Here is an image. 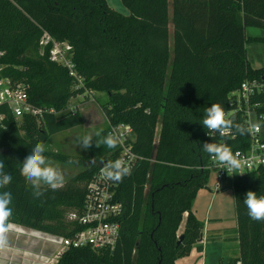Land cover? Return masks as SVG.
<instances>
[{
	"label": "trees",
	"instance_id": "obj_1",
	"mask_svg": "<svg viewBox=\"0 0 264 264\" xmlns=\"http://www.w3.org/2000/svg\"><path fill=\"white\" fill-rule=\"evenodd\" d=\"M121 2L129 16L106 0H0V75L27 85L29 105L43 112L16 120L0 107V159L13 177L0 188L13 197L9 225L70 240L83 229L69 216L83 213L87 184L100 161L118 157V147H96L94 140L85 168L58 189L44 185L40 197L20 173L38 140L46 145L53 135L82 125L70 100L87 91L105 94L108 100L99 105L109 124H129L136 135L140 160L117 189L125 207L115 249L70 246L56 264H176L189 256L203 236L193 204L211 172L202 143L225 142L234 152L251 143V135L211 136L202 120L205 109L219 103L228 118L248 123L236 96L243 82L264 81V66L253 68L246 48L264 41L246 35L249 27L264 31V0ZM45 33L72 47L81 82L51 61L52 45L40 46ZM249 109L264 127V91L251 95ZM92 158L95 166L88 163ZM231 189L239 246L233 262L264 264V222L250 219L243 202L249 190L264 195V168L237 177Z\"/></svg>",
	"mask_w": 264,
	"mask_h": 264
},
{
	"label": "built area",
	"instance_id": "obj_2",
	"mask_svg": "<svg viewBox=\"0 0 264 264\" xmlns=\"http://www.w3.org/2000/svg\"><path fill=\"white\" fill-rule=\"evenodd\" d=\"M52 45L50 50L51 61L66 67L70 76L76 78L79 82L82 81L81 76L77 73L72 59L67 56L68 52H72V47L67 44L57 43L48 34L45 33L41 39L40 46L46 47ZM4 55L0 52V58ZM0 64V71L2 70ZM264 91V81L259 82L245 81L241 85L240 91L237 93V104L246 107L247 121L251 114L255 111L249 109L250 97L255 92ZM7 106L16 120L23 118L27 114L42 115L41 110L34 109L28 103L27 85L22 83H15L11 78L0 75V107ZM47 112L53 113V110ZM76 112V111H72ZM227 116V115H226ZM256 122L258 117L255 114ZM3 119L0 115V120ZM263 127V126H262ZM262 127L258 134L251 135V143L246 151L238 150L244 156L252 155L253 153L264 158V136H262ZM115 130L121 136L123 143L118 147L119 154L117 158H123L131 163L132 171L136 163L140 160L134 152V143L136 135L133 129L125 124L112 125L108 124V132ZM209 135L214 136L216 132H211ZM116 158V159H117ZM102 165H100L101 167ZM100 167L94 178L87 184L86 199L84 211L80 215L71 214L70 220L78 221L83 229L76 234L74 239H66L57 236L48 235L34 229H25L16 225H9V228L17 229L21 234H25L27 230V241L31 245L38 243H50L57 247L56 256L50 262L46 261L44 264H56L60 256L70 247L88 246L94 250H114L120 237V230L122 226L121 219L124 215V205L117 199V189L119 183H114L105 180L100 174ZM264 168V164H253L251 167L245 169L247 172L256 171ZM210 171H214L217 177V184L214 190L222 188L221 182L226 180L230 175L232 177H240L239 174H228L225 169H221L210 159ZM132 173V172H131ZM243 175V174H242ZM30 252V251H29ZM236 264H241L237 262Z\"/></svg>",
	"mask_w": 264,
	"mask_h": 264
},
{
	"label": "clouds",
	"instance_id": "obj_3",
	"mask_svg": "<svg viewBox=\"0 0 264 264\" xmlns=\"http://www.w3.org/2000/svg\"><path fill=\"white\" fill-rule=\"evenodd\" d=\"M202 125L208 131L219 133L221 138L230 134L254 136L260 132L262 127L260 122L249 121L245 125L236 122L234 118H228L224 108L219 103H213L205 109ZM94 140L96 147L104 146L108 149H115L123 143L121 136L115 130L105 134L104 130L100 129L94 135L86 134L79 138L78 146L83 150H88L93 146ZM202 150L213 159V162L218 167L225 169L228 174L231 173L232 175L244 174L245 169L251 167L254 163L257 165L264 164V158L259 155L253 153L252 155L244 156L239 151L234 152L225 142H203ZM45 153V143L38 140L31 148L30 154L21 163L20 173L30 183L35 197L43 195L42 187L44 185L55 190L62 187L65 182L64 174L60 167L54 165ZM68 163L79 164L80 161L69 160ZM88 163L95 166L97 161L95 158H92ZM100 164L102 165L100 167V174L105 180L114 183L122 182L123 178L131 175L132 172L131 163L123 158L108 160L106 162L100 161ZM4 169V160L0 159V188H5L13 180L12 175L5 172ZM12 200L11 192H0V246L5 243L4 234L8 231L13 215ZM243 202L250 219L264 222V195L258 196L257 192L249 190Z\"/></svg>",
	"mask_w": 264,
	"mask_h": 264
},
{
	"label": "rangeland",
	"instance_id": "obj_4",
	"mask_svg": "<svg viewBox=\"0 0 264 264\" xmlns=\"http://www.w3.org/2000/svg\"><path fill=\"white\" fill-rule=\"evenodd\" d=\"M109 3V7L115 12L123 15L129 16L128 9L122 4L121 0H106ZM247 37H264V31L259 28H247L246 30ZM247 58H249V63L253 68L264 66V41L257 42H248L247 43ZM69 59L72 58V53L67 54ZM108 100L107 96L102 93L87 91L84 96H78L70 100L68 103V108L70 111H77L81 116L83 123L79 127H75L73 129H69L60 133H57L50 137V139L46 143V156L49 160L56 166H59L61 171L64 174V184L70 180L72 177L81 172L86 164L87 158L89 157V149L83 150L78 146L79 138L83 137L86 134H93L103 129L104 131L107 129L109 121H107L106 116L99 105L100 102H106ZM67 110V111H69ZM256 122L255 114H251L248 122ZM262 136L264 135V127H262ZM95 138V137H94ZM54 154H59L62 156H68L76 158L80 161L79 164H68L60 161L59 158H52ZM232 177V176H230ZM231 181V180H228ZM217 184V177L214 171L210 172V176L208 179V183L206 188L202 189V193L206 194L207 197H199L197 196V200H201L199 206L200 208V220L204 224V216L206 217V208L212 204L211 208L213 210L211 214L208 216V219L212 221L218 222V229H225L228 234L235 235L237 230L236 228V210L234 204V196L232 193L231 186L225 187L227 184L225 181L221 182L222 187L218 190H214ZM213 192L215 194H213ZM203 194V195H204ZM214 195V196H213ZM201 198V199H199ZM213 199V200H212ZM194 201L193 208L195 207ZM185 223V222H184ZM184 223L182 229H180L179 235L184 230ZM5 243L0 246V253H4L1 255L2 264H27V251H37L38 253H43L46 255L51 252L49 247H42L41 242L36 245H31L27 243V230L25 234H21L15 228H9L8 231L4 234ZM237 236V235H236ZM237 238V237H236ZM234 249L237 248L236 243L233 244ZM51 247V246H50ZM54 248L56 251L57 249ZM209 254V253H208ZM224 254V253H222ZM231 256L237 253H229ZM189 257V256H186ZM184 257V258H186ZM237 257L231 258V264H234V259ZM180 260V259H179ZM178 260V261H179Z\"/></svg>",
	"mask_w": 264,
	"mask_h": 264
},
{
	"label": "crops",
	"instance_id": "obj_5",
	"mask_svg": "<svg viewBox=\"0 0 264 264\" xmlns=\"http://www.w3.org/2000/svg\"><path fill=\"white\" fill-rule=\"evenodd\" d=\"M258 38H263V37H258ZM257 68H261V67H257ZM236 178L237 177H228L226 180H224L227 183L225 184V187H227L228 185L231 186L234 179ZM222 188H224V186ZM202 192H203L202 189L199 190L197 196L200 195L199 197H207V195ZM213 194L215 193L213 192ZM195 200L197 202L195 203V207L193 211L198 221L201 224H203L202 221L200 220V208L198 206L200 205L201 200H197V199ZM211 206L212 204H210L206 208V214H205L206 217L204 216L202 238L198 241V243L195 246H193V249L189 257L180 259L179 261L176 262V264H230L231 258L238 256L239 246H238V241L236 239L237 232L235 235H232V234H228L227 232L229 231L227 230L225 231V229H221V228L218 229L217 226L218 222L208 219V216L211 214L213 210V207L211 208ZM186 217L187 214L184 215L183 223L185 222ZM27 243L29 244L28 241ZM234 243H236V246H238L235 249L233 245ZM41 246L44 248L49 247L51 249V252L44 255L43 253L40 254L37 251H30V252L27 251V262H28L27 264H44L46 261L50 262L52 259H54V256H56L55 254L57 251L52 247H55L56 249L57 247L50 243H41ZM198 246L202 247V252H199L197 250ZM229 253H237V254L236 256L235 255L231 256V254ZM1 254L4 253H0V264H2L1 259L2 256H4Z\"/></svg>",
	"mask_w": 264,
	"mask_h": 264
},
{
	"label": "water",
	"instance_id": "obj_6",
	"mask_svg": "<svg viewBox=\"0 0 264 264\" xmlns=\"http://www.w3.org/2000/svg\"><path fill=\"white\" fill-rule=\"evenodd\" d=\"M182 240H183V237H181L177 243L180 244Z\"/></svg>",
	"mask_w": 264,
	"mask_h": 264
},
{
	"label": "flooded vegetation",
	"instance_id": "obj_7",
	"mask_svg": "<svg viewBox=\"0 0 264 264\" xmlns=\"http://www.w3.org/2000/svg\"><path fill=\"white\" fill-rule=\"evenodd\" d=\"M230 263H231V261H230Z\"/></svg>",
	"mask_w": 264,
	"mask_h": 264
}]
</instances>
